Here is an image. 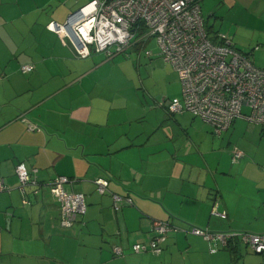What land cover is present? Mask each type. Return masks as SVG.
<instances>
[{
    "label": "crops",
    "instance_id": "obj_1",
    "mask_svg": "<svg viewBox=\"0 0 264 264\" xmlns=\"http://www.w3.org/2000/svg\"><path fill=\"white\" fill-rule=\"evenodd\" d=\"M91 1L0 0V185L7 188L0 193V264H264L241 237L212 253L216 243L183 231L167 236L161 255L133 252L150 242L152 221L184 231L264 234V126L247 119V107L221 136L189 113L171 114L170 102L145 111L122 54L77 59L47 29ZM199 1L202 15L206 8L213 17L207 0ZM231 41L264 69V60ZM140 43L146 42L135 47ZM27 65L31 73L21 71ZM235 149L245 153L237 163ZM20 164L40 184L25 194ZM58 177L69 178L67 191L86 199L87 213L72 230L60 227L49 186ZM99 179L110 184L106 195L97 192ZM113 195L133 205L125 202L116 214Z\"/></svg>",
    "mask_w": 264,
    "mask_h": 264
},
{
    "label": "built area",
    "instance_id": "obj_2",
    "mask_svg": "<svg viewBox=\"0 0 264 264\" xmlns=\"http://www.w3.org/2000/svg\"><path fill=\"white\" fill-rule=\"evenodd\" d=\"M47 29L58 35L77 59H88L94 52L113 58L126 53L133 42L155 38L158 56L174 67L182 85V99L168 104L171 114L189 113L211 126L216 136H221L243 116L247 107L251 112L247 119L264 126V69L257 68L237 51L228 36L209 35L199 0H93L66 24L52 22ZM152 54L146 53L148 57ZM33 70L29 65L21 68L23 73ZM28 130L39 131V128L28 124ZM244 157L243 151L235 149L233 163ZM34 173L25 164L17 166L23 194L31 185L40 186ZM72 183L67 177H58L49 184L57 194L63 230H72L87 213L85 196L67 191ZM95 184L100 195L109 192L107 180L99 179ZM6 190L0 185V193ZM113 200L116 214L122 212L125 202L133 205L131 200L117 195H113ZM182 231L216 243L212 253L217 252L218 245L227 248L236 237H241L255 254L264 256V234H212L199 228L184 231L160 221H152L150 242L134 245L133 252L161 255L167 236ZM114 253L122 256L123 249L116 247Z\"/></svg>",
    "mask_w": 264,
    "mask_h": 264
},
{
    "label": "rangeland",
    "instance_id": "obj_3",
    "mask_svg": "<svg viewBox=\"0 0 264 264\" xmlns=\"http://www.w3.org/2000/svg\"><path fill=\"white\" fill-rule=\"evenodd\" d=\"M205 3L208 8H212L214 15L210 17L205 8L203 12L205 25L211 37L215 36V33L226 34L235 45L241 47L242 50L239 48L241 51L244 53L252 52L254 61L257 58L264 60V1L261 2V6L244 4L232 6L225 0H221V2L220 0H207ZM138 40L140 39L137 38ZM144 40L141 41L144 42ZM145 41L146 43L139 44V48L135 47V42H133L121 58L126 61V66L129 68L128 74H134L136 84L133 92L142 101L145 111H147L150 106L159 108L158 106L165 102H171L177 97L180 98L182 85L178 74L172 72L174 69H172L171 64L164 63L159 56L152 59L147 57V51L159 54L155 38ZM156 61H160V63H155ZM247 111V109L244 110V112ZM241 250L243 253L242 247ZM242 261L240 264H244Z\"/></svg>",
    "mask_w": 264,
    "mask_h": 264
},
{
    "label": "water",
    "instance_id": "obj_4",
    "mask_svg": "<svg viewBox=\"0 0 264 264\" xmlns=\"http://www.w3.org/2000/svg\"><path fill=\"white\" fill-rule=\"evenodd\" d=\"M77 13H78V12H77ZM77 13H76V14H77ZM76 14H74V15H76Z\"/></svg>",
    "mask_w": 264,
    "mask_h": 264
},
{
    "label": "trees",
    "instance_id": "obj_5",
    "mask_svg": "<svg viewBox=\"0 0 264 264\" xmlns=\"http://www.w3.org/2000/svg\"><path fill=\"white\" fill-rule=\"evenodd\" d=\"M209 33V32H208ZM210 35V34H209Z\"/></svg>",
    "mask_w": 264,
    "mask_h": 264
}]
</instances>
